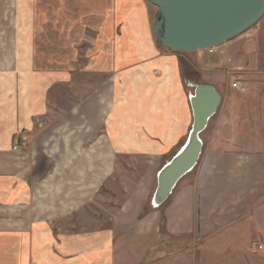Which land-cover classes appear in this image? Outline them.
I'll return each instance as SVG.
<instances>
[{
	"label": "crops",
	"instance_id": "crops-1",
	"mask_svg": "<svg viewBox=\"0 0 264 264\" xmlns=\"http://www.w3.org/2000/svg\"><path fill=\"white\" fill-rule=\"evenodd\" d=\"M20 1L22 56L40 60L24 70L91 82L60 85L74 97L56 126L26 98L0 114V264H264V72H248L246 94L211 84L220 103L198 162L154 208L156 173L192 121L182 81L194 79L175 73L176 53L154 41L157 9L147 0ZM245 36L219 44L216 62L254 58ZM82 136L88 148L74 140Z\"/></svg>",
	"mask_w": 264,
	"mask_h": 264
},
{
	"label": "rangeland",
	"instance_id": "rangeland-1",
	"mask_svg": "<svg viewBox=\"0 0 264 264\" xmlns=\"http://www.w3.org/2000/svg\"><path fill=\"white\" fill-rule=\"evenodd\" d=\"M21 3L20 0L11 2L7 0L2 1L0 34L1 38H5L6 40L0 41V114L8 115L12 113L21 107V101L24 102L26 98L27 105H32V110L35 114L41 112L42 114L45 113V115H48V127L52 125L56 126L54 122L56 116L67 108L71 103V99L74 97L72 90L69 88L62 89L60 85L68 87L67 85L73 82L77 83V85L81 83L89 84L91 77L88 74L65 73L63 75L59 73L45 74L25 71L31 69L29 62L36 66L40 65V60L35 57L22 56V53H29L27 51L29 49V43L22 41V36L28 33L29 29L24 25L26 16L24 15L25 11H23V4ZM242 33L246 35V39H249L246 50L251 56H254V58H249L250 61L245 62L243 65L234 64L231 57L221 59L218 64L216 57L221 52H218V54L216 52L212 55L204 51L171 52V50L166 49L158 42L155 34L153 39L164 52L176 53L173 70L182 79L191 76L198 83L214 84L219 89L222 87H231L242 94H246L247 87L244 82H246L245 80L250 75L248 72L251 70L254 72H264V14L253 26ZM19 38L21 41H19ZM17 51L18 56L12 57L11 55H16L15 53ZM234 51L235 49H231L230 52L233 53ZM145 60H148L151 64L154 63L153 58ZM260 75L263 76V74ZM182 83L184 93L187 97V94L192 91V87L185 85L183 81ZM86 92L88 91H83L81 94L84 95ZM77 96L78 93L76 94ZM215 119V116H212L208 122V126H212ZM206 129L200 135L204 139L206 138ZM74 140L84 145L83 148H88L92 139L82 136L74 137ZM228 146L231 145L228 144ZM119 172L123 176L122 178L126 176L124 170H119ZM125 181L128 182L126 179ZM68 186L67 184L61 188H65L66 190Z\"/></svg>",
	"mask_w": 264,
	"mask_h": 264
},
{
	"label": "water",
	"instance_id": "water-1",
	"mask_svg": "<svg viewBox=\"0 0 264 264\" xmlns=\"http://www.w3.org/2000/svg\"><path fill=\"white\" fill-rule=\"evenodd\" d=\"M157 8L153 31L158 42L177 52L202 51L253 26L264 14V0H147ZM192 121L183 144L156 173L150 198L162 205L178 181L192 171L202 151V131L215 114L220 94L211 84L188 80Z\"/></svg>",
	"mask_w": 264,
	"mask_h": 264
},
{
	"label": "built area",
	"instance_id": "built-area-1",
	"mask_svg": "<svg viewBox=\"0 0 264 264\" xmlns=\"http://www.w3.org/2000/svg\"><path fill=\"white\" fill-rule=\"evenodd\" d=\"M206 52L208 54H213L217 52L216 47H210L206 49ZM240 69V68H238ZM28 140V136L26 134H22L14 139L12 149L13 150H19ZM258 249L261 251H264V242L258 245Z\"/></svg>",
	"mask_w": 264,
	"mask_h": 264
},
{
	"label": "trees",
	"instance_id": "trees-1",
	"mask_svg": "<svg viewBox=\"0 0 264 264\" xmlns=\"http://www.w3.org/2000/svg\"><path fill=\"white\" fill-rule=\"evenodd\" d=\"M168 199H169V197L167 198V200L162 205L159 206L160 209H163V207L165 206V204L168 202ZM149 206H151V205H149ZM145 209H147V207L144 208V210Z\"/></svg>",
	"mask_w": 264,
	"mask_h": 264
}]
</instances>
